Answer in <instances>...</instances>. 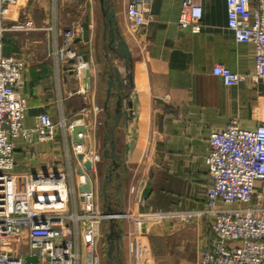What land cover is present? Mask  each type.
I'll list each match as a JSON object with an SVG mask.
<instances>
[{
    "label": "crops",
    "instance_id": "0c3cea01",
    "mask_svg": "<svg viewBox=\"0 0 264 264\" xmlns=\"http://www.w3.org/2000/svg\"><path fill=\"white\" fill-rule=\"evenodd\" d=\"M129 1L108 0L130 53V78H123L125 87H113L109 98L107 74L116 67L124 77L126 70L123 59L105 47L99 0H16L7 4L9 10L1 19L6 27L2 54L26 60L15 87L27 101L23 125L34 128L37 115L45 112L54 122L63 118L68 124L81 122L86 127L80 152L71 134L59 126L47 141L14 138L11 173H63L73 187L69 210L122 212L114 219L122 226L120 245L114 251L120 264H200L202 250L214 235L208 217L184 223L167 216L154 219L125 213L144 208L135 194L143 176L151 180L147 202L166 210L204 207L205 189L211 183L204 164L208 136L233 124L254 129L264 118V82L247 79L226 85L212 72L218 62L241 73L252 72L255 65L253 43L237 41L227 25L226 0H200L198 30L178 24L181 0H150L142 5L145 22L135 28L126 15ZM86 17L88 39L75 41ZM27 20L32 21L30 27H14ZM66 28L75 31V50L87 56L81 79L75 75L71 59L63 61L54 53ZM118 91L124 114L111 133ZM110 136L121 161L106 185L105 200L102 185L112 159L103 150L110 147ZM80 166L85 175L78 171ZM85 176L91 185L87 193L79 190ZM110 225L109 218H104L99 234L89 242L85 221L79 222V264L88 259L92 264H109L106 233ZM24 234L25 229L20 239L6 240L5 250L24 253L28 249Z\"/></svg>",
    "mask_w": 264,
    "mask_h": 264
},
{
    "label": "built area",
    "instance_id": "2783aa9c",
    "mask_svg": "<svg viewBox=\"0 0 264 264\" xmlns=\"http://www.w3.org/2000/svg\"><path fill=\"white\" fill-rule=\"evenodd\" d=\"M16 0H0V264H79L78 224L85 221L86 241L99 234L100 223L111 213L98 209L78 212L69 210L73 191L66 175L47 172L36 175H14L13 139L23 137L31 142L53 138L56 126L71 134V124L62 118L54 122L48 113H39L34 128L23 125L26 98L15 87L25 66L22 56L2 54L5 25L1 22ZM150 0H130L127 19L135 28L146 20L142 5ZM227 25L237 41H251L255 51L254 70L241 73L223 63H215L212 72L226 85L244 80L264 82V0H226ZM202 16L200 0H181L177 22L181 27L199 29ZM31 20L14 27L26 28ZM74 29L61 32V43L54 51L66 61L72 60L75 75L81 79L86 61L73 47ZM85 66V67H84ZM76 149H82L76 143ZM211 183L205 189V206L163 209L139 199L143 210L125 213L141 218L172 217L187 223L206 216L214 235L204 247L200 264H264V118L254 129L236 124L222 131H211L204 156ZM117 216V215H116ZM71 223V224H70ZM25 229L28 249L22 254L5 250L4 243L20 239ZM90 254L93 251L90 249ZM36 255L35 261L25 259ZM90 255V256H91ZM86 264H92L89 259Z\"/></svg>",
    "mask_w": 264,
    "mask_h": 264
},
{
    "label": "water",
    "instance_id": "95a60500",
    "mask_svg": "<svg viewBox=\"0 0 264 264\" xmlns=\"http://www.w3.org/2000/svg\"><path fill=\"white\" fill-rule=\"evenodd\" d=\"M100 3V9L101 14L103 16V26H104V32L102 34L103 40L106 42L105 47L108 49V51L116 54L118 57L123 59V64L125 68V75L124 77H121L119 74V71L116 67L112 69L113 73L107 74L106 84V94L107 98L109 96L113 95L114 92L111 91V89L115 86H118V88L125 87V83L123 82V78H130V73H128V68L130 66V53L127 47L126 42L122 38V36L119 34L118 28L115 26L116 24V18L114 16V10L111 8L110 3L108 0H99ZM82 32L79 36L75 38V41L84 40L86 41L88 39V17L85 18V20L81 23ZM83 60L87 61V56L83 55ZM106 71H104L103 74H105ZM85 82L87 83L88 80V69L85 70V76H84ZM115 96L116 99V108L113 110V120L114 122L110 124L111 133L113 129L117 126L120 118L123 116L124 111L120 109L121 104V94L120 92H116ZM106 115H108V109L105 108ZM107 125V122H106ZM86 127L81 122H75L71 126V136L74 142L76 143H82L84 142V136L82 133H84ZM111 138V145L109 148H105L103 150V155L105 157H110L111 163L107 165L106 171H105V180L102 185V192H103V198L107 199L106 194V185L111 181L112 178V171L116 169L118 166V162L121 161V156L119 153L115 151L114 144L112 143V136ZM78 157L82 158V154L78 153ZM78 171L81 174H84V169L80 166L78 168ZM85 175V174H84ZM115 179L118 178V173L114 176ZM150 186H151V180L147 176H143L140 181L138 182L137 188H136V199H146L150 193ZM91 189L90 181L88 177L85 176L83 183L79 186V190L81 192L87 193ZM87 198V197H86ZM120 201H122L120 199ZM111 215L109 217L110 220V230L107 235V243H106V257L109 260V264H120V261L118 257L115 255L114 251L116 248L120 245V239L122 235V226L118 225L117 222L114 221V219L122 214V212H109ZM117 215V216H116ZM25 259L28 261H35L37 259L36 255H26Z\"/></svg>",
    "mask_w": 264,
    "mask_h": 264
},
{
    "label": "bare ground",
    "instance_id": "6f19581e",
    "mask_svg": "<svg viewBox=\"0 0 264 264\" xmlns=\"http://www.w3.org/2000/svg\"><path fill=\"white\" fill-rule=\"evenodd\" d=\"M85 67V66H84ZM86 70V69H85Z\"/></svg>",
    "mask_w": 264,
    "mask_h": 264
},
{
    "label": "trees",
    "instance_id": "16d2710c",
    "mask_svg": "<svg viewBox=\"0 0 264 264\" xmlns=\"http://www.w3.org/2000/svg\"><path fill=\"white\" fill-rule=\"evenodd\" d=\"M160 201H162V200H160Z\"/></svg>",
    "mask_w": 264,
    "mask_h": 264
}]
</instances>
